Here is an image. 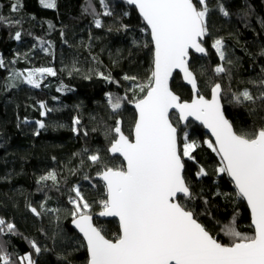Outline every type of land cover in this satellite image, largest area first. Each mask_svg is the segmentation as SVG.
<instances>
[{"label":"trees","instance_id":"obj_1","mask_svg":"<svg viewBox=\"0 0 264 264\" xmlns=\"http://www.w3.org/2000/svg\"><path fill=\"white\" fill-rule=\"evenodd\" d=\"M14 2L0 0V14L21 21L0 23V59L4 61L0 67V217L13 223L16 232L0 235V241L15 254L14 259L31 252L36 264H87L86 244L71 227L75 209L70 203V197L75 196L71 189L80 188L90 205L87 212L95 216L96 225L107 238H114L120 232L118 221L97 216L104 210L101 201L107 198L105 184L97 173L105 166L124 164L108 151L114 138L110 130L121 120L122 131L132 134L137 118L133 96L140 98L145 93L131 89L147 82L153 69L150 32L138 11L122 0H104L112 15H103L106 9L101 0H56L54 9L44 8L39 0H20V8L13 13ZM218 3H223L228 16L219 11ZM208 5L209 34L204 38L207 55L192 54L190 60L199 74L200 92L210 97L211 86L221 83L225 114L235 130L264 127V101L232 102V93L248 89L255 96L264 91L260 83L264 81V0H208ZM95 19H100L101 27H96ZM17 31L20 40L15 39ZM218 38H223L226 60L231 64L221 61L212 47ZM218 64H224L229 74H216ZM48 67L56 75H45L39 88L13 76ZM99 73L110 75L111 80ZM125 75L137 80H125ZM13 83L15 87L10 86ZM171 85L181 100H191L192 90L179 73ZM108 93L127 96L133 102H124L114 113ZM40 102L46 107L41 108ZM47 109L52 111L42 116ZM77 117L80 124L74 125ZM37 121H43L45 127L40 129ZM173 123L178 124L181 150L184 132L199 144L192 152L194 160L182 157L185 176L196 194L189 206L199 215V221L225 244L230 237L221 228L234 216L236 230L253 233L246 201L237 196L227 174L217 172L220 157L204 143L211 140L210 136L192 121L183 127L177 113H173ZM92 154H99L101 161H90ZM200 166L207 175L196 176ZM52 171L56 173L55 182L38 183L41 176ZM41 204L56 211L36 216L29 205L41 211ZM33 240L41 247L40 253L32 249Z\"/></svg>","mask_w":264,"mask_h":264},{"label":"snow or ice","instance_id":"obj_2","mask_svg":"<svg viewBox=\"0 0 264 264\" xmlns=\"http://www.w3.org/2000/svg\"><path fill=\"white\" fill-rule=\"evenodd\" d=\"M39 2L48 9L57 6L56 0ZM101 3L106 9L103 15H112L104 0ZM127 3L139 10L147 29H150L154 46L153 69L147 82L137 83L131 89L134 93L135 89L145 93L140 98L133 96L138 117L131 138L122 131L121 120H117L110 130L114 138L108 151L121 154L126 164L116 168L105 166L97 173L107 190V198L101 201L104 210L99 215L118 217L120 232L112 239L106 238L102 228L92 224V217L87 212L90 205L80 188L74 186L71 189L75 193L70 197V203L75 205L71 215L86 241L87 264H264V127L250 131L235 130L225 117L221 104L225 94L221 83H214L210 89L211 98H206L198 86L199 74L190 66V50L207 55L203 38L209 34L206 18L211 9L208 0H196L195 3L194 0H127ZM20 6V0H16L11 11L17 12ZM217 7L224 16L229 15L223 3H218ZM0 23L13 25L21 21L0 14ZM95 25L101 27L100 19H95ZM15 39H21L19 31L15 33ZM212 47L221 61L232 63L226 60L223 38L216 39ZM3 66L4 61L0 59V67ZM175 69L183 73V79L191 86L193 96L190 102H181L169 87V78ZM26 72V75L17 72L13 76L22 78L23 82L35 88L41 86L45 75H56L51 67ZM214 72L229 74L230 70L224 64H218ZM99 75L111 80L110 75ZM124 79L137 80L127 75ZM260 83L264 84V81ZM106 95L114 113L124 102H133L127 100V96ZM257 100L264 101V91L255 96L248 89L232 93V102L238 105ZM40 106L46 107L44 102H40ZM173 110L179 114L178 121L193 117L210 130L215 139L204 143L220 157L217 172L227 174L235 185L237 196L247 201L253 233L236 230L234 216L228 225L221 228L224 235L230 237V242L225 244L214 238L199 222V215L189 206V202L196 199V194L185 176L182 159L194 160L192 152L199 144L190 141L188 133L184 132L182 150L179 148L178 124L174 126ZM50 111L52 109L42 111L41 115L46 116ZM36 123L40 129L45 127L43 121ZM73 124L79 125L80 119L75 118ZM88 159L98 163L101 156L92 154ZM205 175L207 172L200 166L196 176ZM56 179V173L52 171L41 176L38 183L55 182ZM224 195L227 196L226 193ZM29 207L36 216L43 211H56L45 209L43 204L40 205L41 211L31 205ZM15 232V225L0 217V235ZM30 243L35 253L42 251L36 241ZM14 255L6 250L5 242L0 241L2 264H36L31 252L15 259Z\"/></svg>","mask_w":264,"mask_h":264},{"label":"water","instance_id":"obj_3","mask_svg":"<svg viewBox=\"0 0 264 264\" xmlns=\"http://www.w3.org/2000/svg\"><path fill=\"white\" fill-rule=\"evenodd\" d=\"M123 2H125L128 6H131V7H134L137 11H138V13H139V10L134 6V5H130V4H128L127 3V0H122ZM139 15H140V13H139ZM141 16V15H140ZM141 18H142V16H141ZM142 20H143V18H142ZM144 21V20H143ZM145 22V21H144ZM145 24H146V22H145ZM147 26V25H146ZM149 30V32H150V29H148ZM150 38H151V35H150ZM205 38V37H204ZM203 38V39H204ZM152 41V40H151ZM153 48H154V46H153ZM192 54H195V55H198V56H206V55H204V54H201V53H196L194 50H190V54H189V58H190V60H191V56H192ZM153 55H154V50H153ZM176 73H179L180 75H181V77H182V79H183V73L179 70V69H175V70H173V73H172V76L169 78V87H170V89L176 94V95H178L173 89H172V80H173V78H174V75L176 74ZM183 82H184V84L185 85H187L190 89H191V86L183 79ZM192 90V89H191ZM193 93V92H192ZM179 96V95H178ZM205 96V95H204ZM180 97V96H179ZM206 97V96H205ZM181 98V97H180ZM206 98H211V96L210 97H206ZM183 101H191V100H181V102H183ZM221 104H222V106H223V110H224V105H223V101H222V98H221ZM134 108H135V104H134ZM135 111H136V114H137V117H138V113H137V110H136V108H135ZM173 113H177L178 114V112H176L175 110H173ZM224 114H225V110H224ZM179 115V114H178ZM225 117L230 121V119L227 117V115L225 114ZM137 119V118H136ZM189 121H192V122H194V123H196L197 125H199V126H202L203 128H204V130H205V132H206V134H208L209 136H210V138H211V140H213L214 141V137L211 135V132H210V130L209 129H207L200 121H198V120H195V118H193V117H189L188 118V120L187 121H180L181 122V124H182V126L183 127H186L187 126V124H188V122ZM231 122V121H230ZM232 123V122H231ZM175 126V125H174ZM234 127V126H233ZM235 129V128H234ZM133 130H134V128H133ZM132 133H133V131H132ZM125 135H127L126 133H124ZM129 136V135H128ZM130 138H131V136H130ZM178 146H179V129H178ZM180 148V147H179ZM110 154H111V156H118V157H120L121 159H122V161L124 162V164H126V162L124 161V158H123V156L121 155V154H119V153H111L110 152ZM98 178L105 184V182L103 181V179L101 178V176H98ZM234 184V183H233ZM246 201V200H245ZM246 203H247V201H246ZM248 208H249V206H248ZM103 211V210H102ZM101 211V212H102ZM249 211H250V214H251V210H250V208H249ZM100 213V212H99ZM99 213H98V218H100L101 220H112V219H116L117 221H118V223H119V218L118 217H115V216H100L99 215ZM91 217H92V224L94 225V226H96V227H98L97 225H96V223H95V216L93 215V214H90V213H88ZM74 220V219H73ZM73 220H72V222H71V227L79 234V236H81V238L84 240V237H83V234L79 231V229L76 227V225L73 223ZM200 222V221H199ZM201 223V222H200ZM251 223H252V217H251ZM253 226V225H252ZM119 227H120V224H119ZM254 228V227H253ZM103 234V233H102ZM211 234V233H210ZM104 235V234H103ZM107 238V237H106ZM215 238V237H214ZM84 242H85V244H86V241L84 240Z\"/></svg>","mask_w":264,"mask_h":264},{"label":"rangeland","instance_id":"obj_4","mask_svg":"<svg viewBox=\"0 0 264 264\" xmlns=\"http://www.w3.org/2000/svg\"><path fill=\"white\" fill-rule=\"evenodd\" d=\"M24 73H25V75L27 74V72H26V71H25ZM30 86H32V85H30Z\"/></svg>","mask_w":264,"mask_h":264}]
</instances>
